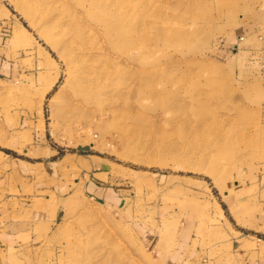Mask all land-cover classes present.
Returning a JSON list of instances; mask_svg holds the SVG:
<instances>
[{
    "label": "rangeland",
    "instance_id": "obj_1",
    "mask_svg": "<svg viewBox=\"0 0 264 264\" xmlns=\"http://www.w3.org/2000/svg\"><path fill=\"white\" fill-rule=\"evenodd\" d=\"M66 1L0 0V264H264V1Z\"/></svg>",
    "mask_w": 264,
    "mask_h": 264
},
{
    "label": "bare ground",
    "instance_id": "obj_2",
    "mask_svg": "<svg viewBox=\"0 0 264 264\" xmlns=\"http://www.w3.org/2000/svg\"><path fill=\"white\" fill-rule=\"evenodd\" d=\"M59 2V3H61L62 4V6H63V9H64V11H65V8L66 7H69L68 5H67V1L66 0H56V2ZM78 1H81V2H79V4L78 5H82L83 3L82 2H84V1H87V2H89L90 4H94L96 1H99V0H78ZM80 5V6H81ZM53 9V8H52ZM67 10V9H66ZM114 29H115V31H117V34H118V38H119V40L122 42V41H124L125 39L127 40H129V38L133 35V31H130V32H127V33H125V32H123V31H121V29H119L118 27H114ZM74 56V55H73ZM73 58V57H72ZM73 60H74V58H73ZM72 59H71V61H70V67H71V69H72V73H70V75L72 76V81H70V82H72V88H73V97L74 98H76L77 100H78V103H80V104H89L90 105V103H94L95 104V102L97 103V105L99 106V108H100V106L102 107V104L105 102V104H106V99L104 98V96L106 95L107 96V99H108V95H110L111 96V98H112V96H118V94H119V92L121 93L122 91H119L118 89H120L118 86H112L113 84L112 83H102V84H100L96 79H93L91 76H90V74H89V72H81V71H79V66L80 65H77V63H75L74 61H73ZM78 63H79V61L78 60H76ZM69 66V65H68ZM88 69V68H87ZM84 71H86L85 69H84ZM92 71V70H91ZM95 73V72H94ZM143 73V72H142ZM141 73V74H142ZM146 73H148V72H146ZM145 73V74H146ZM68 75V74H67ZM92 75V74H91ZM70 76V77H71ZM96 76V75H95ZM152 76L153 75H150L149 76V74L146 76V75H141V77H139L138 78V89H140L138 92H139V94H140V96L142 97L141 99H145L146 97H149V96H152V89L149 87L150 86V82H149V80L152 78ZM117 77H119V76H117ZM117 77H115V78H117ZM99 78V77H98ZM106 78H108L107 76H106ZM117 79H120V77L119 78H117ZM99 80V79H98ZM118 81V80H117ZM117 81H116V84H117ZM112 84V85H111ZM132 84V83H131ZM135 84L133 83V86H134ZM131 87V86H130ZM50 88V87H49ZM126 88V87H125ZM121 89H123V88H121ZM130 90V89H129ZM128 90V91H129ZM127 91V92H128ZM123 92H125V91H123ZM132 92V91H131ZM129 93V92H128ZM123 95H124V93H123ZM127 95V94H126ZM129 95V94H128ZM127 97V96H126ZM124 98V97H123ZM129 99H131L130 97H128ZM113 100V99H112ZM123 100H125V99H122V101ZM95 101V102H94ZM130 101H132V100H130ZM109 102V101H108ZM122 103V102H121ZM109 103H107V105H108ZM118 104H120V102L118 103ZM112 105V104H111ZM129 105H131V104H129ZM84 106V105H83ZM91 106V105H90ZM93 106V105H92ZM124 106V105H123ZM95 107V106H94ZM97 107V106H96ZM107 108L108 107H111L110 105L109 106H106ZM131 107H132V105H131ZM130 107V108H131ZM104 109V108H103ZM103 109H101L100 108V110L101 111H103ZM122 109V108H121ZM134 109V108H133ZM132 109V110H133ZM128 110V109H127ZM131 110V109H130ZM108 112V111H107ZM110 113V112H109ZM108 113V114H109ZM86 114V113H85ZM101 114V113H100ZM106 114V113H105ZM104 114V115H105ZM115 116V115H114ZM211 118V117H210ZM210 120L207 118H201L200 119V123L202 124L200 127H208V126H210V124H211V122H209ZM212 122H214V121H212ZM215 134L216 135H218L220 138H218V140H216L215 141V145H216V148L218 149V150H221L222 148H224L225 146H227L228 145V141H229V139H228V136H227V134H224V135H220V132L219 131H215ZM221 136H224V137H221ZM224 155V154H223ZM223 156H220L219 157V160H220V158H222Z\"/></svg>",
    "mask_w": 264,
    "mask_h": 264
},
{
    "label": "crops",
    "instance_id": "obj_3",
    "mask_svg": "<svg viewBox=\"0 0 264 264\" xmlns=\"http://www.w3.org/2000/svg\"><path fill=\"white\" fill-rule=\"evenodd\" d=\"M262 1H264V0H262Z\"/></svg>",
    "mask_w": 264,
    "mask_h": 264
}]
</instances>
